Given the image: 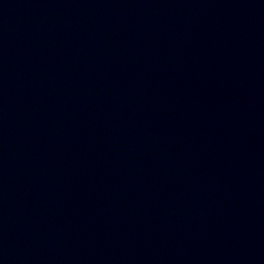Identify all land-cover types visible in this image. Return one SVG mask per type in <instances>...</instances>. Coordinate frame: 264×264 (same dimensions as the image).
<instances>
[{
  "label": "water",
  "instance_id": "95a60500",
  "mask_svg": "<svg viewBox=\"0 0 264 264\" xmlns=\"http://www.w3.org/2000/svg\"><path fill=\"white\" fill-rule=\"evenodd\" d=\"M264 23V0H0V188L94 142Z\"/></svg>",
  "mask_w": 264,
  "mask_h": 264
}]
</instances>
